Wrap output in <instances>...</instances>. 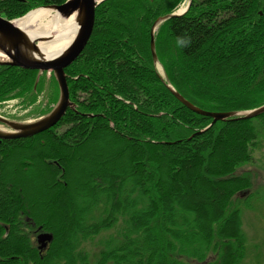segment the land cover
Masks as SVG:
<instances>
[{
  "label": "trees",
  "instance_id": "1",
  "mask_svg": "<svg viewBox=\"0 0 264 264\" xmlns=\"http://www.w3.org/2000/svg\"><path fill=\"white\" fill-rule=\"evenodd\" d=\"M64 1L0 0V15ZM181 1L99 3L87 44L65 68L75 108L38 134L0 140V264L243 261L242 210L264 189L254 192L238 169L252 160L264 113L207 127L212 119L166 83L207 111L264 104V0H191L184 14L159 24L161 78L150 30ZM36 74L0 65V103L29 106L46 86L55 102V80L46 84L42 75L33 90ZM37 230L53 235L42 250L32 241ZM102 233L91 254L87 245Z\"/></svg>",
  "mask_w": 264,
  "mask_h": 264
},
{
  "label": "water",
  "instance_id": "2",
  "mask_svg": "<svg viewBox=\"0 0 264 264\" xmlns=\"http://www.w3.org/2000/svg\"><path fill=\"white\" fill-rule=\"evenodd\" d=\"M102 1L103 0H66L61 4L44 6L57 11V13L63 17L74 14L76 20L79 22L78 32L75 34L70 44L55 56H48L45 54L38 45L39 39L31 37L16 25L15 20L18 18L8 19L0 15V53L3 54V57H0V65L16 66L26 70H37L38 75L35 84L38 80V76L42 72H52L59 91L58 99L52 109L33 120L17 121L0 117V122L8 127V129L0 128V140L24 138L38 134L54 126L64 115L67 108L74 107V103L69 100L65 68L79 56L87 44L93 30L95 9ZM178 15L179 13L166 14L158 17L152 24L150 30V51L155 67L158 62L154 43L155 28L162 21ZM160 76L161 78L163 77L162 75ZM166 86L172 94L190 110L200 115L210 117L212 119L210 125L216 121H224L228 118L251 119L264 113V104L242 111L220 112L203 110L185 99L168 82ZM207 127L199 132L204 131ZM52 238L53 235L50 232L39 233L37 235L39 248L45 247L48 242L52 241Z\"/></svg>",
  "mask_w": 264,
  "mask_h": 264
},
{
  "label": "rangeland",
  "instance_id": "3",
  "mask_svg": "<svg viewBox=\"0 0 264 264\" xmlns=\"http://www.w3.org/2000/svg\"><path fill=\"white\" fill-rule=\"evenodd\" d=\"M186 3H187V0H183L180 3V8H183L186 5ZM35 8H38V7H35ZM33 9H30L29 11ZM156 68H157L156 69L157 72L160 75L164 74L163 67L160 63L156 65ZM46 75L49 76V73H47ZM67 86H68V83H67ZM44 99L46 101V98H44V94L42 91L38 95L36 103L32 105L31 107L22 105L18 101V99L8 100L0 105V115L10 117L13 119H18V120L35 119L36 117L40 116L42 112H45L46 110L49 109V107H51L50 103L45 104ZM74 108H75V105L73 108H69V109H74ZM0 127L5 128V126H2V125H0ZM10 160L11 159L8 157L7 162H9ZM35 172H37V168H35ZM85 172H86V175H92L87 170H85ZM238 172H243V173H247L248 175H250L251 181H252V190L254 192L257 190L263 191L262 189H264V132L260 134L258 143L256 147L252 150L251 162L242 165L238 169ZM29 174L34 175V172L32 173L30 172ZM36 178L32 176V178H30L31 183L37 182L38 179ZM70 180L71 182L74 181L72 178H70ZM27 196L28 194H26V197ZM242 223H243V231L246 236V242H247L248 249H247L246 256L244 257L243 261L240 264H264V198L263 197H256L252 201L250 208H246L242 210ZM29 233L31 234V232ZM37 233L38 232L31 234L32 241L35 244H36L35 237ZM106 236H107V233H102L98 235L97 237H95L93 241H91L87 245V250L91 254L96 253L101 246V242L105 240ZM210 262H212L211 257H210ZM187 264H196V263L188 262Z\"/></svg>",
  "mask_w": 264,
  "mask_h": 264
},
{
  "label": "bare ground",
  "instance_id": "4",
  "mask_svg": "<svg viewBox=\"0 0 264 264\" xmlns=\"http://www.w3.org/2000/svg\"><path fill=\"white\" fill-rule=\"evenodd\" d=\"M15 23L31 37L39 39V47L48 56L62 52L79 29V22L74 14L63 17L44 6L27 12L15 20ZM0 57H3L2 53Z\"/></svg>",
  "mask_w": 264,
  "mask_h": 264
},
{
  "label": "clouds",
  "instance_id": "5",
  "mask_svg": "<svg viewBox=\"0 0 264 264\" xmlns=\"http://www.w3.org/2000/svg\"><path fill=\"white\" fill-rule=\"evenodd\" d=\"M178 43H180L181 45H185L186 43H188L187 40L181 39L178 41Z\"/></svg>",
  "mask_w": 264,
  "mask_h": 264
},
{
  "label": "flooded vegetation",
  "instance_id": "6",
  "mask_svg": "<svg viewBox=\"0 0 264 264\" xmlns=\"http://www.w3.org/2000/svg\"><path fill=\"white\" fill-rule=\"evenodd\" d=\"M41 76H42V75H41ZM41 76H40V77H41ZM45 79H46V78H45ZM46 90H47V86L45 87V90H44V93H43L44 96H45Z\"/></svg>",
  "mask_w": 264,
  "mask_h": 264
}]
</instances>
